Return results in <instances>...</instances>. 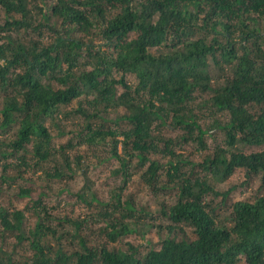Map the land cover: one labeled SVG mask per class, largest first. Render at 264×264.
Segmentation results:
<instances>
[{"label":"trees","instance_id":"1","mask_svg":"<svg viewBox=\"0 0 264 264\" xmlns=\"http://www.w3.org/2000/svg\"><path fill=\"white\" fill-rule=\"evenodd\" d=\"M47 1L0 0L6 15L0 24V199L30 197L32 189L15 184L16 177L24 181L21 169L57 154L64 165L47 175L72 177V166L80 160L70 156L73 139L57 148L52 127L67 136L56 119L62 107L79 101L71 114L86 121L81 143L110 146L107 160H118L114 173L124 176L125 185L131 168L148 164L143 182L154 192L174 190L173 204L163 201L160 207L169 225L147 226L167 234L158 249L145 254L128 244L127 250L109 248L132 232L124 222L134 206L117 198L113 209L92 218L104 225L100 233L106 244H91L80 233L82 223L75 222L80 250L68 252L61 234L45 225L52 216L38 194L32 208L44 220L38 216L27 235L24 211L1 200L0 236L14 237L12 249L27 239L30 264H238L242 258L246 264H264V197L233 204L220 223L206 196H219L223 203L245 186L215 192L207 176L193 177L187 167L194 164L172 146L193 142L204 151V136L218 130L223 142L197 166L218 183L244 171L247 180L260 178L264 189V149L243 151L264 147V0H56L45 11ZM33 25L43 39L20 37ZM151 49L159 52L152 55ZM128 75L136 79L134 86L126 82ZM120 108L126 114L113 121L111 111ZM200 117L212 119L208 128H202ZM122 121L124 129L110 126ZM169 127L181 131L179 142L163 135ZM5 134L11 138L1 140ZM151 154L168 160L164 186L158 182L163 167L150 160ZM13 169L15 176L8 173ZM78 198L86 204L97 201L94 195ZM176 230L178 239L171 236ZM48 237L58 245L49 244ZM11 256L0 246V264H17Z\"/></svg>","mask_w":264,"mask_h":264},{"label":"rangeland","instance_id":"2","mask_svg":"<svg viewBox=\"0 0 264 264\" xmlns=\"http://www.w3.org/2000/svg\"><path fill=\"white\" fill-rule=\"evenodd\" d=\"M55 3L56 0L47 1L44 10L50 11V6ZM38 15H40V12H38ZM5 17L4 10L0 8V24L4 23ZM34 26L35 25H33L32 29H29V31H20V37L25 39L28 37L35 40L43 39L38 37V34L33 29ZM44 30L45 32H49L47 29ZM131 37L133 36L130 35V38ZM44 41L50 42L51 38L48 39L45 37ZM95 43L98 46L102 45L100 40L95 41ZM158 52L157 49L150 50L152 55H156ZM119 78L120 75L117 76V79ZM125 80L128 84L133 86L136 84V79L131 75H128ZM118 92H123L121 86L118 87ZM201 99H198V102ZM79 105V101H74L71 106L62 107L59 112L60 115L58 116V119H56L57 124L60 125L62 129L64 127L66 130L67 136H60L58 127H52V133L55 136L53 144L56 145L57 148L68 142L71 138L73 139L75 148L70 151V156L72 158L78 157L80 160H76L72 166V177L69 178L68 175H66L63 179H56L47 175V173H53V169L56 166L64 165L63 160L60 158L61 155L57 154L51 161L30 168L28 171H23V169H21V176L24 181H21L19 177H16L15 184L29 187L33 190L32 195L28 198H18L14 195L11 196L10 194H6L0 199V207L3 206L1 200L8 199L10 202L9 205L12 208L24 211L25 220L23 228L25 235H27V231L34 228L38 216L44 220L42 212L38 213V211H34L32 208L33 204L31 203V201L38 198L39 194L48 215L52 216V220H50L49 223H45V225L53 227L58 231L62 236L64 248H66L68 252H74L80 250L78 238L76 236L77 230L74 225L75 222L82 223V230L80 233L82 236L88 238V240L91 241V244L95 246L106 244L108 239L104 233H100V230L104 228V225L102 222H94L92 218L99 213H104L106 210L110 211V209H113L116 205L117 198H120L123 204L128 201L134 206V211L129 218L128 213L125 212L127 219L124 222L132 232L119 239L116 243H109L108 247L111 249L127 250L128 244L135 248L137 247L141 254H145L149 248L158 249L161 239L166 237L167 233L164 231L158 232L156 229L148 228L147 226L159 224L162 225V227H167L169 225L167 220L160 215V207L163 204V201H169L170 204H173L172 199L174 197V190L170 191L169 189H171V187H169L168 190L164 192H154L151 187L147 186L142 180V174L148 164L141 169L131 168L129 172L131 173V178L125 185L124 176L114 173V171L120 167L118 160H107L110 156V146L102 145L90 148L88 145L81 143L80 134L84 130V124L86 121L83 118L71 114L77 110ZM111 113H113L112 117L114 121L116 118L124 116L126 110L120 108L119 110L111 111ZM65 114H70V118L65 119ZM200 119V124L203 129L208 128L212 122V119L209 118L200 117ZM46 125L51 127L50 120ZM111 125H115L114 128L122 127L124 129L127 127L124 121L119 124H114L112 122L110 123V126ZM162 132L166 138L172 140L175 139L176 142H179L178 137L181 135V131L169 127L167 130L163 128ZM223 137V134L218 130H214L210 134L205 135L204 141L207 148L204 151L198 150L197 145L193 142L184 145L173 143L172 145L175 148L176 153L181 154L183 158H186V160L194 164L193 167L190 165L187 167L190 170L192 169L193 177L195 178L201 175L207 176L209 185L215 192L224 193L233 186H245L232 192L223 203L222 198L219 196H206V201L210 202V207L214 210L215 217H220V223L222 220L226 219L225 217L231 210L233 204L238 202L254 203L257 198L264 197V189H261L262 182L260 178L247 180L244 171H237L229 180L223 183H218L209 173L201 171V168L197 166L199 163L203 162L205 157L210 156L215 144L223 142ZM6 138L9 139L11 137L9 134L1 136V140ZM120 149L122 151V148ZM262 149H264V147H244L243 151L249 154ZM149 158L151 161H156L163 167L159 171L160 179L158 182L159 186H164L168 179L166 176L167 158L161 154H151ZM100 160L105 161L100 162ZM7 162L10 163L15 161L14 159L9 158ZM132 165L134 167L135 164ZM8 173L15 176L16 170H9ZM186 173L188 174V171H186ZM190 177H192L191 174ZM83 194L86 198H90L94 195L97 198V201L91 204H86L78 198L79 195ZM99 202L108 204V207L101 206ZM120 217V214H118L117 219L122 220ZM88 228L93 234L88 232ZM184 231L191 235L190 230L187 228H184ZM176 232L177 230L173 232L171 236L178 239L180 238V234H176ZM14 240L15 239L12 235L4 238L0 236V246L3 250H9L11 252L13 262L17 264H30L32 252L29 249L28 240L25 239L19 246L12 249ZM43 242L45 241H42V243ZM47 242L52 246H56L57 244V241L51 237L47 238ZM238 264H246L244 258H242Z\"/></svg>","mask_w":264,"mask_h":264}]
</instances>
